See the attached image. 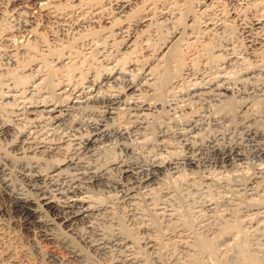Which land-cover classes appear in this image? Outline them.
<instances>
[{"label":"bare ground","instance_id":"obj_1","mask_svg":"<svg viewBox=\"0 0 264 264\" xmlns=\"http://www.w3.org/2000/svg\"><path fill=\"white\" fill-rule=\"evenodd\" d=\"M181 1L179 3V0H0V61L2 60L0 81L2 79L7 81L5 84L0 83V105L29 100L37 92L40 102L34 105V108L41 106L42 109L38 110L45 114V121L47 118L55 121L67 114L70 108L68 104L71 102L83 103L95 96L101 97V93H106L107 95L101 97L111 109L106 113V118L117 113L119 108L116 104L119 103L133 104L130 107L134 106L135 112L148 115L146 110L150 107L149 98L159 100V96H165L166 92L174 93L177 86L185 80L190 84L199 85L200 83L203 85L204 80L218 83L229 81L227 68L242 56L239 54L237 56L234 43L224 41L222 45L214 47L210 42L217 35L222 37L229 34L235 27L237 32L244 35V41L241 43L243 47L239 53L248 59L254 68L260 65L263 67L264 0H226L224 2L228 3V7L223 0ZM179 5L182 8L178 7ZM163 23H169L173 29L164 38L161 31ZM42 66L47 67V76L40 71ZM32 69L35 74L30 73ZM81 80L83 84L78 87ZM167 95L169 94L166 93ZM226 103L227 101L224 105ZM224 105L219 109L222 118L230 120L233 116L238 117L246 126L264 119V101L260 102L253 111L248 109L249 113L245 112L248 107L244 104L229 109H224ZM148 113L151 114L153 111ZM38 117L43 118L42 115ZM195 129L194 127L189 129L193 137L197 135ZM17 132L19 130L13 125L0 122V148L8 149V153L11 151L12 160L17 154H21L17 156L18 159L23 157L21 160L24 157L28 159L33 157L35 160L36 156L48 163L50 159L53 161L58 159L59 148L63 145L49 147L54 144L53 141L49 138V140L45 139V135L39 138L31 131L26 135L21 134L22 139H20L16 135ZM245 133L247 135L249 132ZM93 136L94 134L88 133L85 139L74 143V147L87 146L88 150L94 140ZM216 138L217 136L212 133L209 135V141ZM250 139L249 137L247 140ZM28 159L25 162L28 163L30 160ZM34 162L36 164H23L20 168H16V171L32 184V188L43 187L47 182L45 174L48 172V167L43 168L42 165L37 164V161ZM9 164H11L9 157L0 159V207L18 214L25 225L34 228L40 238L46 241V249L41 250L37 246L45 264H162L164 262L189 264L190 260L195 259L196 254L210 251L213 246L211 241L213 237L210 240L202 229H194L188 220L192 216L180 212L181 209L179 210V205L176 203L180 187L173 193L171 192L173 189L168 188H160L156 195L150 194L151 192L146 193L142 199L143 206L138 203L137 195L136 197L134 193L125 192L119 196V201L113 207L111 220L101 224V227L117 229L123 237V243L115 245L114 251L110 250L113 248L110 242H106L109 247L105 249L98 248L95 243L87 247L83 244L77 246L74 241L67 239L65 233H70L73 223H79L83 228L84 220H87L90 226L92 219L85 214L65 228L67 218L65 217L63 222L57 219V206L51 200L52 193L45 192V186L42 188L44 191L38 188L40 190H37L39 191L37 193L35 190V194L14 186L11 182L13 178H11L12 174L10 175ZM65 168L66 165L61 163L53 171L59 172ZM192 182L189 178L182 182L181 190L186 196L187 193L197 194L194 191L198 187ZM200 183L206 193L211 192L209 191L211 184L208 185V181L204 180ZM219 183L237 199L241 196L239 194L253 200L257 195L264 197L262 196L264 177L252 176L242 186L232 185L223 178ZM214 188L218 189V187ZM219 188L221 190V187ZM14 190L15 198H13ZM84 194L79 192L81 197ZM218 197V199L208 197L209 199L203 200L200 198L201 202L197 201L201 203L199 204L204 208L203 210L217 212L215 216L218 215V218L223 219L219 230L233 228L238 231L237 212L241 209L238 205L239 201L236 203L231 200L232 196L230 199V196L223 193ZM217 206L221 207L216 209ZM255 210L261 213L264 208L259 207ZM151 216L159 219L161 222L159 227L155 228ZM237 216L238 218L235 219ZM205 224L203 222L200 226ZM41 225L48 227L41 229ZM247 246L244 241L239 244L241 264H260L258 256L248 251ZM89 253L96 257L95 262L90 260Z\"/></svg>","mask_w":264,"mask_h":264},{"label":"rangeland","instance_id":"obj_2","mask_svg":"<svg viewBox=\"0 0 264 264\" xmlns=\"http://www.w3.org/2000/svg\"><path fill=\"white\" fill-rule=\"evenodd\" d=\"M224 1H226V0H223V2ZM180 2H182V1L179 0V3ZM179 3H177V4H179ZM224 3H225V6H227L228 3L227 2H224ZM178 7L182 8L181 5H179ZM236 24L237 23H235V25ZM171 26L172 25H170L169 23H166V24L163 23V25L161 27L163 38L167 34L169 35L170 32L173 30ZM229 34H227L228 37H227V35H223L222 37L220 35H217V37H214L210 42L212 45H214V47L215 46L218 47V46H220V44L222 45L225 42H230L231 44L234 43L233 45H234L235 49L237 50L236 51L237 56H239V55L242 56V58L238 57V61L233 63L230 67L227 68V70H228L227 71V78L228 79L230 78L229 81L224 80L223 83L220 82L222 84V85H220V83H218L217 81L212 82V81L204 80L203 82L205 84L202 83L203 85H201V83H200V85H199V84H190V82L185 80L184 83L182 82L183 84L180 83L177 86L178 88L175 89V92H177V93L174 92L175 93L174 94V93L166 92L169 95L166 96V93H165V96L164 95L159 96L160 97L159 100L149 98L148 101H149L150 107L148 106L149 108H148V110H146V112L148 111L151 113L153 111V113H151V114H149L147 112L148 115H142L139 112H135L134 106H133V108L130 107L133 104L125 103L126 104V106H125V104L119 103L120 107H119V104H116V106L119 108L117 110V113L112 114L110 118H107L111 122V120L112 121L115 120L116 117L117 118L118 117H123V118L130 117L131 122L133 124V127L131 129L127 130L128 133H133L134 131H140V132H144L146 135L155 131L156 129H158L160 127V124L158 122H163V123L167 124V122H169V120H171L172 124L175 126L176 122L178 120H181L184 118H189V120L196 121V123L194 124L195 126L193 125L194 129L196 128L195 129L196 134H198L197 130H198V132L203 131L205 135H209L208 133H212L216 136H217V134H220V139L228 145L227 151H225L224 148H219L214 153H209L207 151L204 152L202 154V158L204 161L202 164L201 163H195V164H192L191 166L175 167V168H172L170 170L165 169L163 175H161L159 177L154 176L155 178H153L152 182H145L142 179L136 178V171L135 170L130 171L127 167H124L122 170V172H123L122 173V180L120 181L121 191L118 192L117 195L118 196L123 195L125 192L126 193H132V194L134 193L135 196L136 195L138 196V197L136 196L138 203H141L140 205H142V206H143V200H142L143 195H145L146 193L149 194L151 192L150 194L156 195L160 188H168L170 190L173 189L171 191L173 193V191H175L176 189H178L180 187V189H178L177 193L181 199L178 196L176 197V199L178 198V201L176 200L177 201L176 203L179 205L178 206L179 210L180 209L182 210V211L180 210V212L185 214V215L187 213L190 217L192 216L188 220L194 229H197V230L202 229L203 232L206 233L210 237V240L213 237L212 238L213 240H211L213 243V246L211 247L210 251L209 250L203 251L200 254H196L195 259H193V261L190 260L189 264L190 263H192V264H200V263L201 264H241V253H240L241 251L239 249V244L242 243V241H244L248 245L247 246V249H249L248 251H250V252L254 253L256 256H258V258L260 259V264H264V211H262L260 213V212H256V210H255L256 208H259V207L264 208V197L261 198L259 195H257V196H254V198L256 197L259 199L256 200V198H255L253 200V199L244 198L242 194H239L241 196L239 199H237V197L234 196L233 193L229 192L228 190H224L219 183L220 179L223 178L228 183H230L232 185L242 186L244 183H246L248 178H250L252 176L264 177V130H263L264 129V124H263L264 119L259 120L261 122H258V123L256 121L255 123L257 125L253 124L254 122L250 123L251 125L253 124L252 126L255 127V129H254V127H252L251 125L246 126V124H244L243 122H240L242 120L239 119L238 117L233 116V118H231L230 120H228L226 118H222L220 115L221 113L219 112L220 107L224 105L225 101H227V103L224 105V109H229L232 106L238 107L239 105L244 104L248 107L247 110L245 111L246 113L253 111L254 108L260 102L264 101V65H263V67H262V65H260L261 68L260 67L254 68L252 66V64L249 63V60L246 59L242 54L239 53V51H241V49L243 47V44L241 45V43L244 41V35L237 32V27H235L234 29L232 28V31ZM1 63H2V60L0 61V64ZM28 65L30 66V63ZM31 71H32V72H30L31 74L32 73L35 74L34 69H32ZM40 71H42V73L44 72L43 74L46 75L48 72V69L46 66H44V67L42 66L40 68ZM229 72H230V74H228ZM26 73H29V72H26ZM230 76H232V77H230ZM26 78H28V77H26ZM4 81L5 80L2 79V81H0V83L5 84L7 82V81H5V82ZM207 82H209V83H207ZM207 84H209V85H207ZM206 85L209 87H207ZM194 86H196V87H194ZM226 86H227V88H226ZM211 87H212V89H211ZM199 88H201V89H199ZM215 88L216 89L218 88V89L216 90ZM42 89H44V87ZM218 90H220L221 92H219ZM210 91H212V92H210ZM216 91H218V92H216ZM226 94H228V95H226ZM33 97H34V95L31 97L32 99L31 98L30 99L31 100L35 99V101H38V99H40L39 95H37L36 98L35 97L33 98ZM95 97H97V96H95ZM165 97H167V99ZM187 98H189V99H187ZM165 99H166V101H165ZM154 100H156V101L158 100L161 102L158 104H155V106H153ZM189 100H190V102H189ZM85 102H83V103L81 102L82 104L81 103L72 104V102H71L70 104H68L70 107L69 111L67 112L68 115L66 114L62 118L55 120V121L53 119L50 120L49 118H47L48 120L46 119V121H45V117H44L45 114L43 115V113L39 112V110H38V109H42V107L36 106V108H34V105H36V104L38 105L39 102H33V103H28V104H23V102H20L23 105L17 106V101H15L14 103L11 102V103H7L5 105H0V122L11 124L17 130H19L20 129L19 121H20V118L22 117L23 121H24V126L27 127L29 129V131H31V133L35 134L37 137L39 136V138H41L40 136L45 135L44 138L47 140L50 139V141H53V143L55 141L59 140L60 145H63V147H64V146H66V141L68 139V136L69 137H81V133H87V134L91 133V135L93 134L91 128L86 127L85 118H89L92 115H94L95 110H97L101 107V105L104 103V100L102 98H100V99H93L92 98V99H89ZM191 102H193V103H191ZM249 106H250V108H249ZM72 107H73V109H72ZM89 108L93 109V112H89L88 111ZM121 108L125 112L120 113ZM33 109H34V111H33ZM153 109H155V110H153ZM245 112H244V114H245ZM35 113H37V114L35 115ZM193 113H202V116H193ZM38 115L39 116L42 115L43 118L40 119L38 117ZM134 115H135V117H134ZM66 116L68 119H65ZM113 116H115V117H113ZM77 118H79V119L77 120ZM202 118L207 121L205 123L203 129H201L199 127V122ZM72 120H76L77 122L74 124L70 123V121H72ZM138 120H139V124H137ZM259 123H261V124H259ZM248 126H251V127L249 128ZM256 126H257V128H256ZM248 128H249V130H248ZM225 130H227V134H225ZM245 132H249V133L246 135ZM247 136H248V138H247ZM249 137L251 139L252 138L254 139V140L252 139L253 142L251 141V139L247 140V139H249ZM85 138L86 137H82L81 139L83 140ZM93 138H94V140L92 141V143H95V142L96 143L95 144L91 143L92 145L90 144L89 149L87 151L83 152V154H82L83 159L88 158L89 155H93V153L95 155V153L99 149H102L104 147V144L102 143V141L104 140L103 137H99V139H97V138H95V135H94ZM145 138H146V136L140 137V139H145ZM237 139L242 141V142L238 141ZM233 140H234V142H231ZM7 151H8V149L0 148V159H3V158L6 159V157H9V163H11V164H9V167H10L9 171H10V175L12 174L11 178H13V179L11 180V182L13 183V185L16 186L17 188H21L23 191L26 189V192H31V194H33V193L35 194V192L36 193L39 192V191H37V190H40L38 188H41V190L44 191L46 189V185L48 182H45L43 187L41 186V187L36 188L33 186V188H32V184L29 181H27V179L24 176L20 175L16 171V168H20L21 165H23V164L25 165L27 163L25 161L28 158L24 157L25 160L24 159L21 160V158H23V157H20L19 158L20 161H18L19 159L17 156L21 155V154H17V156L15 155L16 158L14 157L15 159L12 160L13 159V156H11L12 152L10 151L9 152L10 154H9ZM10 156H11V158H10ZM57 158H59V157H57ZM29 159L32 162H29L30 161ZM29 159H28L29 161L27 160L28 161L27 164H36L34 161H37V164L39 166L42 165L41 167H43V168H47L48 165L51 162H53L52 159L48 160V163H46V161L43 162L40 158H36V156H35V160L33 159V157L32 158L29 157ZM14 161H16V162H14ZM54 161H56V160H54ZM188 178L191 181H193L192 183H195L196 186L198 187V189L196 191H194L197 194H195V193L194 194H192V193L188 194L187 193V196H186V193L182 192V190H181V186L183 184L182 182H184ZM209 179H210V181H209ZM194 180H195V182H194ZM204 180L209 182L208 185L211 184L210 185L211 190H209L211 192L206 193L205 189H203V187L201 186L200 182H203ZM215 181H216V183H215ZM214 183L217 185L214 186L215 185ZM44 186H45V188H44ZM172 187H174V188H172ZM211 187H213V188H211ZM214 187H218V189H216ZM219 187H221V190L223 189V191H221ZM42 188H44V190ZM106 190H107L106 186H105V188H101L97 184V188L94 191L97 193H103ZM218 190H220L221 193H219L220 191H218ZM45 192H50V191L45 190ZM180 193L182 196H180ZM222 193L230 196L229 197L230 199L232 196L231 200L235 201L236 203L238 201L240 202V203L238 202V205H240L239 207L242 210L237 205L238 210L240 209L237 212L239 214L240 219L238 218V216L235 218V219H237V218L239 219V220L237 219V224L239 226L240 231L239 230L237 231L233 228L232 229L231 228L223 229L224 231L219 230L220 229L219 226H222V224H223V222H222L223 219H221L220 217L218 218V215L215 216L217 214V212L212 213L210 211L203 210L204 208H202L200 206L201 200L207 199L208 197L212 198V199H218L219 198L218 196ZM190 194H192V195H190ZM198 194H199V196H197ZM108 195L112 196V193L108 192ZM140 196H142V197H140ZM191 196H193V197H191ZM262 196H264V195H262ZM200 198H201V200H200ZM183 200H184V202H183ZM188 200H190V202ZM197 200L200 201L199 202L200 204L198 203ZM195 203L196 204L198 203L197 206ZM189 207H191V208H189ZM220 207L221 206H217L216 209H219ZM186 208H187V211L185 212ZM188 209H192V210H188ZM197 209H198V211H197ZM200 209H202V210H200ZM197 213H198V215H196ZM257 213L259 215H257ZM203 214H205V215H203ZM188 215H186V216H188ZM212 215H213V217H211ZM249 215H250V217H249ZM251 215H252V217H251ZM155 219L156 218L151 216V221L156 228V227L160 226L161 222L159 221V219L158 220L157 219L155 220ZM230 220L232 221V219H230ZM205 221H207V222H205ZM156 222H158V223H156ZM200 222L201 223L204 222L206 224L204 226H200V224H201ZM33 229L34 228H32L31 226L25 225L22 218L19 217V215L16 214L15 212H12L6 208L0 207V264H45V263H43L44 261H42V259H41V251L37 248V246L40 247L41 250H44V248L45 249L47 248V243H45L46 241L44 239H41L40 236L38 235V233ZM165 232H169V231H165ZM198 232H200V231H198ZM170 249L172 250V247ZM48 264H51V263H48ZM162 264H166V263L164 262Z\"/></svg>","mask_w":264,"mask_h":264},{"label":"clouds","instance_id":"obj_3","mask_svg":"<svg viewBox=\"0 0 264 264\" xmlns=\"http://www.w3.org/2000/svg\"><path fill=\"white\" fill-rule=\"evenodd\" d=\"M82 84L81 80L77 86H82ZM38 94H34V97ZM105 95L107 94L101 93V97ZM101 97H93V99ZM33 102L40 101L26 100L23 104ZM160 102L157 100L154 104ZM17 106H22V104L18 101ZM88 111L93 112V109L89 108ZM110 111L111 109L106 104H102L99 109L95 110L94 115L85 118L86 127L91 128L95 137L104 138L102 141L104 147L99 149L95 155H89L88 158L83 159L82 154L87 151V146L74 147V143H78L88 134L81 133V137L68 138L66 146L59 148V158L48 165L45 179L48 182L46 190L52 193L51 200L57 206V219L63 222L64 218H67L65 228L79 217H84L85 214L92 219L90 226L87 220H84L83 228L79 226V223H73L70 233H65L67 239L74 241L77 246L83 244L87 247L95 243L100 249L108 248L109 244L106 242H110L113 245L110 250L114 251L115 245L123 243V237L117 229L101 227V224L106 220H111L113 207L120 199L117 193L121 191L120 181L125 166L130 171H136V178L152 182L154 176L163 175L165 169L191 166L195 163L202 164L204 152L214 153L219 148L227 151L228 145L220 140V134H217L216 140L212 141H209L211 133L205 135L203 131L193 137L189 129L196 121L189 120V118L178 120L175 126L171 120L167 124L158 122L160 127L147 135L140 131L128 133L127 130L133 127L131 118L118 117L110 122L106 118V113ZM193 116H202V113H193ZM65 119H68L67 116ZM76 122V120L70 121L73 124ZM206 122L202 118L199 127L203 129ZM19 123L20 129L16 135L22 139L21 134L26 135L29 129L24 126L22 117ZM141 136H146V138L140 139ZM206 141L209 142L205 143ZM59 144L60 141L57 140L49 147H56ZM61 163H64L66 168L59 172L53 171ZM97 184L101 188L106 186L107 190L103 193L95 192ZM79 192H84V196L81 197ZM108 192H111L112 196H109ZM13 198H15V190ZM47 227L41 225V229ZM64 243L66 244L67 241ZM88 255L92 262L96 261L95 256H91V253Z\"/></svg>","mask_w":264,"mask_h":264}]
</instances>
